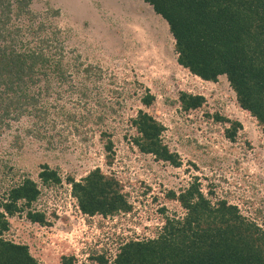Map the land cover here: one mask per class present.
Returning <instances> with one entry per match:
<instances>
[{"label": "rangeland", "instance_id": "1", "mask_svg": "<svg viewBox=\"0 0 264 264\" xmlns=\"http://www.w3.org/2000/svg\"><path fill=\"white\" fill-rule=\"evenodd\" d=\"M30 8L37 20L46 19L49 10L59 11L47 18L59 30L52 34L51 49L69 62V75L40 91L49 113L39 124L31 126L32 118L25 115L0 136V196L22 175L38 181L44 163L63 181L41 185L33 204L48 224L33 225L24 213L16 214L8 218L7 238L27 244L39 264H60L61 256L71 254L73 264H89L93 251L111 258L120 242L155 237L166 216H183L178 201L167 194L194 178L211 201L225 199L264 228V133L237 104L224 75L202 80L177 62L167 23L151 5L145 0H30ZM180 91L201 94L205 102L185 111ZM146 92L153 96L148 106L140 99ZM138 109L162 123L163 141L180 157L179 166L132 144L129 119ZM216 114L241 122L233 140L225 135L229 123ZM100 130L113 143L111 164ZM17 132H24L18 148L12 138ZM95 167L123 184L130 211L106 217L77 211L66 177L79 180Z\"/></svg>", "mask_w": 264, "mask_h": 264}, {"label": "trees", "instance_id": "2", "mask_svg": "<svg viewBox=\"0 0 264 264\" xmlns=\"http://www.w3.org/2000/svg\"><path fill=\"white\" fill-rule=\"evenodd\" d=\"M145 1L167 23L177 62L203 80L217 81L224 75L237 104L249 112L264 133V0ZM50 12L53 17L59 13L49 10L47 18ZM37 15L30 8V0H0V136L25 115L32 118L31 126L39 124L49 113V107L40 102V91H48L52 82L65 81L69 75V62L51 49L56 25L51 19L37 20ZM84 70L87 75L91 73L88 68ZM39 83L47 86L40 87ZM140 99L148 106L153 96L146 92ZM178 102L188 111L199 108L205 98L180 91ZM102 116L99 114V120ZM215 118L229 123L225 135L233 140L241 122L217 114ZM129 121L134 129L131 142L140 152L180 165V157L163 141L161 122L143 109ZM46 123L43 128L48 127ZM23 133L12 136L14 147L18 148L16 142L23 139ZM99 134L106 162L111 164L112 140L106 131ZM37 176L38 181L22 175L1 193L0 264H39L27 244L6 237L8 217L16 214L24 212L30 221L48 224L44 213L31 206L40 196L41 185H60L62 179L57 169L45 163ZM66 181L71 183L80 210L87 215L106 217L132 208L123 184L99 167L79 180L67 176ZM167 196L178 201L183 216H166L155 237L120 242L111 258L93 251L86 259L94 264H264V228L243 216L236 205L220 198L211 201L197 178ZM74 260L72 254L63 255L60 264H73Z\"/></svg>", "mask_w": 264, "mask_h": 264}, {"label": "built area", "instance_id": "3", "mask_svg": "<svg viewBox=\"0 0 264 264\" xmlns=\"http://www.w3.org/2000/svg\"><path fill=\"white\" fill-rule=\"evenodd\" d=\"M200 78V77H199ZM203 80V79H202ZM62 179V178H61ZM75 180H78V179H76V178H74ZM63 181V180H62ZM66 185L68 186V189H69V191H70V196H71V199H70V201H73V202H71L74 206H75V208L77 209V211L79 212V213H83L81 210H80V208H79V206H78V204H77V200H76V198L73 196V194H72V192H71V183H69V182H67L66 183ZM37 201V200H36ZM35 201V202H36ZM34 202V203H35ZM33 203V204H34ZM33 204H32V206H31V208L32 209H34L33 208ZM34 210H38V209H34ZM40 211V210H39ZM24 213V212H23ZM82 215H86L85 213H83ZM24 216L26 217V215H25V213H24ZM9 218V217H8ZM26 219L28 220V222L29 223H32L33 225H39L40 227H41V224H39V223H37V222H32V221H30L27 217H26ZM132 238V237H131ZM132 239H134V240H139L138 238H136V237H133ZM127 240V239H126Z\"/></svg>", "mask_w": 264, "mask_h": 264}]
</instances>
